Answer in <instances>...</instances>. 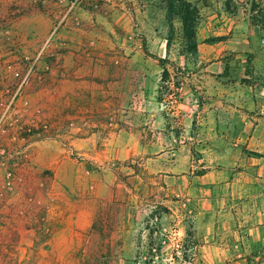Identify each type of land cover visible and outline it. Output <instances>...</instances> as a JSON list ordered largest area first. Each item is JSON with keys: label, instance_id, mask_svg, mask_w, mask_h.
<instances>
[{"label": "rangeland", "instance_id": "rangeland-1", "mask_svg": "<svg viewBox=\"0 0 264 264\" xmlns=\"http://www.w3.org/2000/svg\"><path fill=\"white\" fill-rule=\"evenodd\" d=\"M70 1L14 0L13 18L46 5L49 33L53 14ZM103 3L80 0L74 11L95 12ZM127 3L144 13L131 20V37L141 42L142 76L160 77L153 102L164 126L135 131L134 113L151 108L135 84L125 103L111 101L96 115L46 114L31 101L30 162L20 164L22 180L10 183L12 191L0 167V199L13 195L12 207L0 212L11 220L3 224L0 264H264V176L241 183L244 193L207 196L202 204L187 194L201 191L206 167L219 166L230 146L226 134L264 122V0ZM15 19H0V30ZM164 43L166 53L159 50ZM143 86L150 93V81ZM203 87L221 96L203 94ZM207 108L217 116L205 115ZM126 113L132 125L124 123ZM16 143L22 145L21 136ZM249 153L264 156V148ZM64 158L70 164H58ZM133 172L139 179L130 190ZM98 175L109 180L102 199L87 191ZM201 211L217 214L208 230L203 218L197 229Z\"/></svg>", "mask_w": 264, "mask_h": 264}, {"label": "crops", "instance_id": "crops-1", "mask_svg": "<svg viewBox=\"0 0 264 264\" xmlns=\"http://www.w3.org/2000/svg\"><path fill=\"white\" fill-rule=\"evenodd\" d=\"M127 2L131 0H105L98 11L92 12L84 8L76 12L81 23L79 28L67 26L59 31L50 49L53 59L50 60L46 56L37 65L36 75L33 74L30 83L24 89V98L30 103L36 101L46 114L50 110L51 114L61 116L96 115L99 113L96 109H108L111 101L120 100L125 103L135 84L138 96L151 99L150 109H143L144 113L143 111L134 113L135 131L161 130L164 126V123L160 124L162 114L158 105L155 106L153 102L160 77L154 75V71L146 78L142 76L144 64L137 59L141 42L132 40L131 37L133 32L131 20L133 17L137 19L143 16L144 13L136 7L130 9ZM0 3L3 4L2 7L0 6V19H15L13 18L15 16L14 0H0ZM46 12L47 6L43 5L40 10L31 8L19 14L14 20L10 30L13 42L18 46L15 55L6 49L0 30V100L6 90L24 74V66L18 64L19 56L23 54L32 57L36 47L47 36L51 20ZM159 50L166 53V44H162ZM159 56L162 58L161 55ZM44 70L47 71L44 72ZM133 71H135L134 74ZM148 81L152 85L150 93L141 92L143 85ZM202 86L204 85H201V88ZM202 91L203 94L221 96L216 91L209 93L206 87H203ZM206 110L205 115L208 117L217 116L216 110L210 108ZM129 117L130 115L127 114L124 123L132 125ZM95 125L93 122V126ZM125 130L134 131L127 128ZM231 132L233 134L230 132L226 134L230 146L225 148L220 157L217 163L219 166L215 169L206 167L204 174L198 178L199 184L203 185V188H200L201 191H187V194L199 201V204L208 201L205 199L207 196L215 199L220 195L230 194L229 192L244 193L248 190L242 189L241 183L247 184L248 179L255 174L258 177L264 176V156H254L249 153L252 150L256 151V148H264L262 119L253 127H239ZM141 140L139 141L136 137L137 142ZM150 141H154V138L151 137ZM260 154H263V151ZM69 162L64 158L58 164H70ZM129 169L134 170V167ZM137 179L139 178L135 172L128 175V180L132 183H129L130 186L126 184L127 188L131 190V186ZM94 180L90 183L91 190L87 189L91 194L89 196L93 195L95 199L105 198L109 193L107 191L109 180L101 175L94 177ZM259 183H262V180H257V184ZM72 191L71 196L76 198L75 189L73 188ZM2 194L0 191V195ZM129 194H134V191H130ZM129 194L124 195L128 197ZM12 201L13 195L0 199V212L12 207ZM216 215L212 211H201L196 217L197 229L200 230L202 218L209 222L207 230L210 229L212 226L210 220L216 218ZM9 222L11 220L4 222L0 219V242L6 234L3 224ZM29 242L31 244L32 240L29 239Z\"/></svg>", "mask_w": 264, "mask_h": 264}, {"label": "built area", "instance_id": "built-area-1", "mask_svg": "<svg viewBox=\"0 0 264 264\" xmlns=\"http://www.w3.org/2000/svg\"><path fill=\"white\" fill-rule=\"evenodd\" d=\"M78 4H80V0H71L65 9L53 14L54 25L52 29L36 47L32 57L24 56L23 54L19 56L18 64L24 66V74L14 85L6 90L0 100V167L4 169V176L9 185L11 182H21L22 177L18 173V168L21 163L23 165L29 164L30 151L33 146L28 135V119L34 112L30 101L24 98V89L30 83L33 74L36 75L37 65L46 56L50 60L53 59L50 49L55 43L59 31L67 26L79 28L80 21L74 11ZM92 8L96 9L97 5H92ZM1 33L4 36L6 49L9 53L15 55L18 46L12 40L11 31L3 29ZM8 67H11V65H8ZM46 71L44 70V72ZM20 136L23 143L17 146L16 140L20 139ZM10 186L9 190L12 191L13 187L12 185ZM33 205H38V202L34 201Z\"/></svg>", "mask_w": 264, "mask_h": 264}, {"label": "trees", "instance_id": "trees-1", "mask_svg": "<svg viewBox=\"0 0 264 264\" xmlns=\"http://www.w3.org/2000/svg\"><path fill=\"white\" fill-rule=\"evenodd\" d=\"M188 22H192V24H194V21H193V20H190L189 18H184V19H183V23H184V24L187 25ZM193 37H194V33L191 34L190 39H192ZM190 44H191V43H190ZM194 45H195V44L192 43L191 46L194 47ZM191 46H190V47H191ZM188 51L191 52V53H194V50H193V49H189ZM102 264H105V263L102 262Z\"/></svg>", "mask_w": 264, "mask_h": 264}]
</instances>
